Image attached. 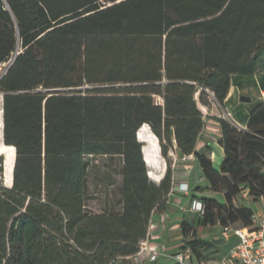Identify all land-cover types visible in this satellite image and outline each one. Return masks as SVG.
<instances>
[{"label": "trees", "instance_id": "trees-1", "mask_svg": "<svg viewBox=\"0 0 264 264\" xmlns=\"http://www.w3.org/2000/svg\"><path fill=\"white\" fill-rule=\"evenodd\" d=\"M17 43L0 78V145L13 151L8 187L0 186V264L134 255L172 186L168 160L158 183L148 176L151 146L165 159L170 148L193 154L207 183L197 191L223 198L192 194L203 210L180 223L189 264L218 252L199 228H251L252 209L236 201L264 200V103L245 129L210 109L223 106L234 75L259 70L264 0H0V62ZM199 103L220 127L217 169L196 151ZM95 157L119 161L118 210L88 208Z\"/></svg>", "mask_w": 264, "mask_h": 264}, {"label": "crops", "instance_id": "crops-1", "mask_svg": "<svg viewBox=\"0 0 264 264\" xmlns=\"http://www.w3.org/2000/svg\"><path fill=\"white\" fill-rule=\"evenodd\" d=\"M251 76L254 78H256L255 76H258V79L261 78L264 80V72H259V70H256L254 74L245 75L243 77L240 75H234L231 80V87L223 103L224 108L231 114L232 123L242 129L246 128L249 114L255 105L258 103H264V89H260L259 95L255 97L253 102L251 100L249 102H242L240 100L241 96L249 94V90L247 89V84L246 81H244V78ZM244 103H249V105L246 106ZM207 114L208 113H203L205 118V126L200 139L197 142L196 151L207 155L211 159L213 166L217 169L223 159V149L217 143V140L220 136V127L214 119L206 117ZM210 114L214 115L213 112ZM146 166L150 179L158 183L164 176L166 164H160L158 167H153V165L152 167H149L146 163ZM178 182L188 183L190 188L189 195L170 193L165 205V209L154 212L149 223L151 232L148 238V243L155 249L159 247L162 248L164 252L163 255L159 256L158 259L153 262H149L147 260L138 262L136 261L134 255L119 257L112 264H175V261L172 259V255L180 250L182 242L180 223L182 220H189L192 216V213L189 211V203L192 194H211L210 196H214L212 195L214 192L208 190L202 193L197 191L198 187H204L207 185V183L202 177L201 168L193 154H190V157L187 160L180 162L179 165L174 169L172 176V186ZM162 213L169 214V219L166 221L163 228L160 223V216ZM214 246L216 247V244H214ZM231 247L232 246H229L226 252H228Z\"/></svg>", "mask_w": 264, "mask_h": 264}, {"label": "rangeland", "instance_id": "rangeland-1", "mask_svg": "<svg viewBox=\"0 0 264 264\" xmlns=\"http://www.w3.org/2000/svg\"><path fill=\"white\" fill-rule=\"evenodd\" d=\"M111 0H100L102 4H108ZM259 72H264V55L262 56L260 65H259ZM243 77V76H242ZM253 76L244 78L247 84V89L249 90L248 98L253 102L255 97L259 95L260 89H264V80L258 79V76ZM244 105L248 106L249 103H244ZM199 107L202 111V113H208L207 108L204 105H201L199 103ZM215 115H221L223 118L231 121V117H227L226 113L227 111L224 106L214 104L211 106L210 113ZM230 113V112H229ZM141 137L145 140H151L150 135L147 133V131L141 132ZM2 142V139H1ZM156 144H158V140L156 139ZM153 151V167H158L160 164H166V160L170 161L167 154V159H165L160 152V146L157 149L151 146L150 147ZM155 150V151H154ZM12 149L5 147L3 148L0 145V153H5L7 155L6 158V167L8 168V171L12 168L13 163V156ZM4 160V157L0 155V161L2 162ZM90 168H89V174H88V194H87V205L88 208L93 212H103V211H112V210H118L119 209V184H120V176L118 174L119 169V161L115 160H109V158L104 157H95L90 158ZM152 170V169H151ZM211 195V194H210ZM220 201H223V198L221 194H212ZM236 203H242L245 206L252 209L254 213H259L264 215V200H258V201H252L251 197H249L246 194H242L240 196ZM197 236L201 239H204L210 243L216 244V247L218 248V252L212 256V259L209 260L206 264H215L223 257L227 256L226 250L229 246H234L235 243H237V237L233 234H230L229 238H224L221 236V226L219 224H215L213 226H207L202 228H199L197 230Z\"/></svg>", "mask_w": 264, "mask_h": 264}, {"label": "built area", "instance_id": "built-area-1", "mask_svg": "<svg viewBox=\"0 0 264 264\" xmlns=\"http://www.w3.org/2000/svg\"><path fill=\"white\" fill-rule=\"evenodd\" d=\"M21 47L17 43L14 51L11 52L9 57L0 62V78L7 72L15 57L20 53ZM0 134L2 130V95L0 94ZM227 117H231L229 112L226 113ZM232 121V120H231ZM168 156L171 159L172 175L174 169L180 162L187 160L190 155H184L177 152L175 148H170ZM0 186H6V178L4 173V160L0 162ZM189 185L186 182H178L171 186L170 193L179 195H189ZM169 193V195H170ZM168 195V196H169ZM203 210V204L199 199H190L189 211L192 214L200 213ZM169 219L168 213H162L160 216V223L162 228ZM150 225L148 226L146 239L143 240L138 247V251L134 254L136 261L141 262L147 260L149 262L156 261L159 256L163 255L162 248H153L148 243L150 236ZM230 234L237 237V243L231 247L227 256L220 259L215 264H264V215L259 213H252L251 215V228H233L230 226L222 227L221 236L229 238ZM190 250H179L172 255L175 264H189Z\"/></svg>", "mask_w": 264, "mask_h": 264}, {"label": "bare ground", "instance_id": "bare-ground-1", "mask_svg": "<svg viewBox=\"0 0 264 264\" xmlns=\"http://www.w3.org/2000/svg\"><path fill=\"white\" fill-rule=\"evenodd\" d=\"M3 148H5V146H2ZM0 155H2L4 157V173H5V178H6V186H8L9 181H10V170L8 171V168L6 167V158L7 155L5 153H0ZM11 156H13V154H11Z\"/></svg>", "mask_w": 264, "mask_h": 264}, {"label": "water", "instance_id": "water-1", "mask_svg": "<svg viewBox=\"0 0 264 264\" xmlns=\"http://www.w3.org/2000/svg\"><path fill=\"white\" fill-rule=\"evenodd\" d=\"M240 100H241L242 102H249V101H250V98H248L247 96H241V97H240Z\"/></svg>", "mask_w": 264, "mask_h": 264}]
</instances>
